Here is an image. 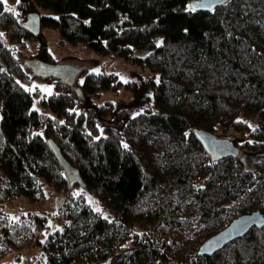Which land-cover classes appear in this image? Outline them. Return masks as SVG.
<instances>
[{"label": "trees", "instance_id": "1", "mask_svg": "<svg viewBox=\"0 0 264 264\" xmlns=\"http://www.w3.org/2000/svg\"><path fill=\"white\" fill-rule=\"evenodd\" d=\"M191 1L33 0L41 27L64 43L158 73L154 108L113 119L110 101L84 110L78 98L116 90L121 83L108 73L85 70L80 89L56 81L34 107L13 46L32 38L0 3V207L42 201L49 187L64 198L57 211L65 219L39 241L42 220L0 211V258L39 245L28 264H264V228L197 256L235 218L264 217V0H230L210 14L188 11ZM144 45L150 53L136 57ZM197 130L234 133L240 154L263 157L213 161ZM49 139L81 174L94 207L69 183Z\"/></svg>", "mask_w": 264, "mask_h": 264}, {"label": "rangeland", "instance_id": "2", "mask_svg": "<svg viewBox=\"0 0 264 264\" xmlns=\"http://www.w3.org/2000/svg\"><path fill=\"white\" fill-rule=\"evenodd\" d=\"M7 6L13 8L16 13H19L22 24L26 22L28 15L36 14L41 15L43 12L33 0H21L17 4L16 0H7ZM5 8V5H4ZM47 15V13H45ZM39 37L36 39L22 40L18 44H14L17 56L20 59V65L24 69L25 74L30 78V82L24 84V87L33 93L34 107H39V99L43 96H49L43 88L51 89V95L55 92V82L58 79L53 78L50 81L41 80L35 77L33 65L36 63H45L47 65L56 66H69L75 68L76 78L74 86L80 89L84 81V75L82 72L85 70L96 74H112L117 77V80L121 83L116 90H108L98 92L97 94H80L81 108L97 109V106L110 101L113 107L112 113L109 119L119 113L121 110L131 111L134 115L141 113L146 108H154L153 90L155 85L158 84V73L152 72L146 66L135 65L131 60L125 61L121 58H116L112 55L100 56L86 49L82 44L70 45L61 41L60 33L54 28L41 27L39 31ZM150 47L144 45L136 50V57L143 58L150 53ZM138 82V85L134 83ZM219 139H225L233 141L238 138L234 133H229L228 136H217ZM154 140H148L145 145L151 147ZM238 155L243 158L244 161H248L249 164L262 159L261 154H252L245 156L240 152ZM75 187V185H72ZM79 187V186H78ZM81 187V186H80ZM78 188V192L85 194L87 203L94 207V201L92 196L85 192L81 187ZM45 199L42 201H36L31 203L28 199L17 198L14 201H7L1 205L0 211L6 214L12 221L32 213L30 220L34 223L37 214L46 216L40 220L42 224L37 223L38 239L43 241L49 233L59 230L65 222L63 215L58 214V205L63 202L62 196L56 195L55 192L47 187L44 191ZM190 210H194L193 206ZM37 242H34L36 245ZM41 247L31 246L28 249L22 250H10L6 252V255L0 258V264H28L34 263L41 256ZM106 264H112L108 261Z\"/></svg>", "mask_w": 264, "mask_h": 264}, {"label": "water", "instance_id": "3", "mask_svg": "<svg viewBox=\"0 0 264 264\" xmlns=\"http://www.w3.org/2000/svg\"><path fill=\"white\" fill-rule=\"evenodd\" d=\"M230 0H225L223 3L215 4L212 10L208 9H198L197 13H212L216 8H220L225 5ZM250 1H258V0H250ZM196 0L191 1L188 6L192 3H195ZM27 25V26H25ZM22 28L27 35H30L32 39H37L39 37V31L41 28L40 23V15L30 14L26 22L22 24ZM34 67V75L37 78H48L58 79L59 82L65 84L66 86L72 87L75 83L76 78V70L75 68L69 66H56V65H47L43 62L36 63L33 65ZM194 136L200 143L201 147L204 148L206 154L211 157L213 161H220L225 158H237L239 150L238 146L235 145L233 141H228L225 139H218L215 135L211 133L204 132L202 130H197L194 132ZM55 158H57L59 164H61L64 174L67 176L68 181L71 185L84 187V183L79 174L78 170L70 164L68 160L64 158L60 150L52 142V140H47ZM36 218L42 219L46 218V216L37 214ZM252 228L262 229L264 228V217L259 211H255L250 214H244L237 218H235L232 223H230L227 227H225L222 231L213 235V237L208 238L204 242H202L200 248L197 251L198 257H212L214 253L221 251L224 246L229 243L235 241L236 239H240L248 233V231Z\"/></svg>", "mask_w": 264, "mask_h": 264}, {"label": "snow or ice", "instance_id": "4", "mask_svg": "<svg viewBox=\"0 0 264 264\" xmlns=\"http://www.w3.org/2000/svg\"><path fill=\"white\" fill-rule=\"evenodd\" d=\"M17 4H19L21 2V0H16ZM225 2V0H196L195 3H192L188 6V11L191 12H195L198 9H208V10H212V8L214 7L215 4L218 3H223ZM0 3H3L5 5V12H12L14 15H19V13H16L15 10L13 8H10L7 6V0H0ZM27 26V25H25ZM4 34L0 33V37H2ZM159 46V45H158ZM42 91L47 92L49 95H51V89L48 88H43ZM63 123V122H61ZM187 135V134H186ZM125 147H127V145H125ZM97 211H99V209H96Z\"/></svg>", "mask_w": 264, "mask_h": 264}]
</instances>
